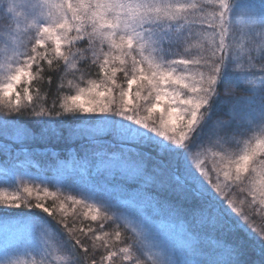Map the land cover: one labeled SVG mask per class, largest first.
I'll return each mask as SVG.
<instances>
[{
  "label": "snow or ice",
  "instance_id": "1",
  "mask_svg": "<svg viewBox=\"0 0 264 264\" xmlns=\"http://www.w3.org/2000/svg\"><path fill=\"white\" fill-rule=\"evenodd\" d=\"M3 12L15 23V32L6 29L0 33V109L10 114L30 109L27 114L41 118L40 137L56 135L57 118L64 116L97 117L88 123L94 125L91 129L103 130L91 135L88 153L59 178L61 182L63 176L79 181L80 188L79 197H64L61 211L64 204L82 206L92 212L90 217L83 213L85 220L99 219L95 227L87 224L74 229L66 216L59 218L74 241L67 264H115L117 257L125 264H178L176 253L161 248L151 237L146 214L160 209L177 217L182 212L148 191L153 186L181 202L196 203L191 218L200 230L185 233L189 246L201 243L203 231L231 232L229 210L264 241V228L251 226L243 208L245 201H239L238 206L232 188L235 183L241 193L247 192L249 205L256 204L258 192L264 205V171L259 173L258 188L241 175L249 171L250 161L264 167V160L259 159L264 157V139L254 137V145L249 142L238 159L223 148L230 142L229 131L233 132L231 139L251 131L237 118L241 102L253 114L251 123L264 136V0L259 10L252 0H7ZM93 72L95 80L89 78ZM118 72L123 74L126 88L117 83ZM56 78L60 83L53 95L50 89ZM221 84L229 96L237 88L243 95L230 101L232 118L209 128V138L219 137L220 161L225 165L220 169L214 162L213 180L203 166L201 153L191 151L190 145L211 119ZM29 86H34V95ZM46 90L51 100L48 106L41 102ZM115 92L118 98L113 96ZM132 98L145 103L130 109ZM146 133L157 138L155 154L124 146L127 141L144 142ZM112 136L119 138L117 150L98 143ZM176 149L188 153L199 175L185 168L178 157L169 158ZM251 172L257 169L253 167ZM205 180L223 197L220 204L213 203ZM122 181L137 185L132 192L135 195L127 192ZM21 184L26 195L4 199L6 207L31 205L56 218L41 197L37 196L35 203L30 201L34 190L43 191L45 198L56 197V193L30 188L22 179ZM121 196L144 203V211L131 207L120 211ZM225 202L227 209L222 206ZM122 229L131 231V244ZM74 231L81 236H75ZM89 238L93 240L91 247ZM214 246L223 248L228 257H239L237 243L216 240ZM134 250L139 254L134 256ZM11 264L25 262L14 260ZM233 264H240L239 259Z\"/></svg>",
  "mask_w": 264,
  "mask_h": 264
},
{
  "label": "rangeland",
  "instance_id": "2",
  "mask_svg": "<svg viewBox=\"0 0 264 264\" xmlns=\"http://www.w3.org/2000/svg\"><path fill=\"white\" fill-rule=\"evenodd\" d=\"M252 3L253 6H255L258 10L260 9L261 0H252ZM6 29H11L13 32H15V23L13 22V20L8 19L7 15L3 11H0V33L4 32ZM90 55L91 54L89 53V56ZM21 59H23V57H21ZM117 83L126 88V81L123 79L122 73L118 72ZM136 87H137L136 85L133 86L132 97H135ZM118 95H119L118 92H115L113 94V96L116 98H118ZM233 97L234 95L230 96L229 99H225L219 102L218 103L219 107L216 110L213 111L211 110L210 112L211 119L208 121V123L203 127L201 131L195 134L194 142L190 145L191 151L194 152L199 151L201 153L200 159L203 161V166L205 170H207L209 174L212 175L213 180L216 179V172L213 171L214 162L216 165H219L220 169L225 168V165L222 164L220 161V154L222 150H221V146L217 144V140L219 139V137L212 136L211 138H209V128L217 124L219 121L227 120L233 117L232 104L230 102ZM137 103L143 104L145 103V101L137 100L135 98L130 99V104H129L130 109L134 108L137 105ZM244 103L245 102H241V106H239L236 109L237 118L240 119L246 125V127L251 128V131H247L245 133V136L247 138L245 137L243 140L242 154L248 149L249 142H252L254 145L255 142L254 137H259L261 139H264V136H261V133L257 129V126L251 123V120L253 119V114L249 109L243 106ZM155 115L156 117H158L159 112H157ZM14 116H15L14 114L7 113L5 114L4 117L0 118V137L2 138V140H10L12 142H19V141L25 142L29 139L32 140L33 137L31 131L30 130L28 131V129L23 125H21L20 123H15L13 120ZM110 118L114 121L120 120V118L117 116H111ZM94 119H97V117L80 115L78 118H76V121L75 119L73 120L75 121L74 125H76L72 127L71 132L73 135L68 136L67 134H64L65 137H72L73 139H78V137H80V139H83L84 137H86L91 139V135L93 133L102 134L103 133L102 129H91L92 127H94V125L88 122ZM65 129L66 127L63 124H61L58 130L59 131L62 130L61 132L64 133ZM109 139L114 141L112 143H115V141H117V143L119 142V138L116 136L109 137ZM156 139L157 138L152 137L151 133H146L144 142H139L138 140L127 141L125 142L124 145L125 147L130 148V150L134 146L136 148H138L137 146H139L155 154L158 151V145L156 144ZM161 143L164 142L161 141ZM115 146L112 145V147ZM118 147H120V145ZM223 148L226 149L228 153L235 155L234 150H228L225 147V145H223ZM181 151L184 150L183 149L174 150L170 154L169 158L170 159H175L176 157H178L179 159L181 158L183 161L182 165L185 168L193 169L196 171V174L199 175L200 173L199 170L196 169L195 162L191 159V157L188 156V153H186L185 151H184L185 153H182ZM238 158L239 155H237V159ZM259 159L261 158L259 157ZM28 165L37 166L36 160H30V162H25L24 166L28 167ZM253 167L258 168V164H253L250 161L249 162L250 172L248 171L242 173L241 175L243 177H246L245 175L247 173L250 174L251 169ZM234 168L235 165H232L233 172H234ZM260 172H262V170H257V172L254 175L253 174L250 175L251 178L249 177L252 180V182L255 184L256 188L259 187V181L261 178L259 175ZM220 175H221V180L223 181V171L220 172ZM20 178L22 179V177ZM201 179L203 180V177H201ZM41 180H39V178L34 175L31 178L22 179V181H24L25 184H27V186L30 188H34V189L45 188L49 193L57 194L56 197H51V196L47 197V199L52 200L53 205L55 206L57 220H59V218L63 215L66 216L67 222L70 223L78 221L77 217H79L80 219H82V222L85 225L92 224L94 227L98 225L99 219L96 222L91 221L90 218L87 220L84 219L83 213L88 212V215L90 217L92 212L89 211L88 209L83 208L82 206H76L75 208H73L69 204H64V211H61L60 205L64 203V197L66 195H62L58 193L59 191L50 190L49 187H42V185L44 186V184H42L43 180L42 181ZM123 182L129 183L131 181H123ZM204 183L207 187H209V193L211 195L212 201L215 202L216 204H220L221 199H223V197H219L210 188L211 186L207 184L206 180L204 181ZM232 188L233 189L235 188V183L232 184ZM22 194L24 193L22 192ZM13 195H14L13 193L8 194L5 193L4 191H0V205L6 207L2 201L4 199H10ZM242 195L241 197L235 195L237 198L238 206H239V201L244 200L245 201V204L243 206L244 211L245 212L246 210L251 211L253 215H255L256 217L258 216L259 219L264 222V212L261 211V208H264V205L260 203L261 197L259 193L257 192V201L255 205H249L247 203V201L251 200V196L248 195L247 192H243ZM37 196L41 197L42 199L45 198L43 191L37 193V191L34 190L31 198L35 199ZM129 199L130 198L128 196H121L119 198L118 203H119L120 211H124L129 207L133 209H139L141 212L144 211L145 209L144 203H134L132 200ZM222 206L225 209H227L226 202ZM252 207L256 208L255 212L252 211ZM228 214L230 217L237 218V221L239 220L238 217H235V213H231L230 210L228 211ZM163 217H167V216H164L163 212L160 211L159 209L149 210L146 214V227L150 232L151 237L156 241V243L161 248L176 253V259L178 264H199L201 260L197 255V253H202V255L204 256L203 264H231L230 262L231 258L226 256L224 254L223 248L219 249V246H217L210 253H205V251H203V246H205V244L211 243L214 245V241L218 240V238L219 240H223L220 233L218 234L214 233L210 229L203 231L201 235V243L194 247L189 246L188 239L185 236H182L183 233L192 230H197V231L200 230L199 227L193 222L192 218L189 219L188 217L187 222L185 221V224L181 226L179 225L178 221H182V220H180L178 216L177 217L170 216L165 220V222H161ZM180 218L183 219V216L182 217L180 216ZM249 220L251 222V226H254L257 230L264 228V224L262 225L259 224L260 220L255 221L254 219L251 218H249ZM239 222H241L245 228H248L247 230L255 238L256 241L260 240V238L254 232H252L250 226L245 224L243 219H240ZM109 229L110 228H107L105 230L111 232L112 230ZM97 234H99V232ZM57 235L58 234L55 231H53L52 228L50 229L45 224L38 225L37 223H22V222L18 223L12 221V223H9L7 225H2L0 227V264H11V262L14 260L24 261L25 264H67L69 259L67 248L63 251L60 245L53 241L54 238L57 237ZM226 236L227 235H225L224 237ZM92 243L93 240L89 238L88 245L90 247ZM95 243L99 245V241H95ZM116 246L118 247V244ZM100 250L104 251L103 248L98 249V251ZM145 255L147 254L145 253ZM116 259H120V258L117 257ZM234 259L235 257H233V260Z\"/></svg>",
  "mask_w": 264,
  "mask_h": 264
},
{
  "label": "trees",
  "instance_id": "3",
  "mask_svg": "<svg viewBox=\"0 0 264 264\" xmlns=\"http://www.w3.org/2000/svg\"><path fill=\"white\" fill-rule=\"evenodd\" d=\"M89 63H91L90 60ZM59 75L62 76L63 73H59ZM89 78L95 80L96 74L93 72ZM59 83H60L59 79L56 78L54 82V86L51 87L50 89L53 95L55 94L56 88L59 87ZM23 86L24 85H20L19 87L22 88ZM29 87H30V91H32L34 95V91H35L34 86H29ZM218 91L220 95L216 98L217 102L211 109L212 111L216 110L219 107L218 106L219 102L230 98V96L226 94L223 84L218 86ZM47 92L48 90L45 91V94L41 101L45 103V106L51 104V100L49 99ZM65 94H67L66 91L64 93H61V97H63V95ZM232 95L241 96L243 95V93L239 88H237L236 91L232 93ZM35 106L38 108L39 103H37ZM29 111L30 109L25 110L24 114H17V113H11V114L15 115L13 117L15 123H20L21 125L26 127L28 131L29 130L31 131L33 137L32 140L29 139L25 142H21V141L12 142L10 140H2V138L0 137V191H4L5 193L8 194L13 193L14 195L22 194L23 188L20 177H22V179L23 178L27 179V178H31L34 175L37 176L39 180L41 179L43 180L42 184H44V186L42 185V187H49L50 190L59 191L58 193L62 195H73L79 197L80 188L77 186L79 182L77 181L74 182L72 179H69L67 176H63L62 182L59 180L62 174L66 172L68 169H70L73 166L74 162L84 157L88 153L91 147L89 138L84 137L83 139H80V137L77 136L78 139H73L72 137H65L64 135V134H67L68 136L73 135L71 132L72 127L76 126L74 124L76 118H78L79 116H64L57 118L58 125H57L56 135H48L46 137H40L39 130L43 128V124L40 122L41 118L27 114ZM7 113L8 112L0 109V118L4 117L5 114ZM74 119L75 121H73ZM61 124H63L66 127L64 133L61 132L62 130L60 131L58 130ZM232 135H233L232 131H229L227 133L230 142L224 145L228 150H234V154L237 158V155L242 154L243 140L246 136L245 134H243L236 136L235 139H231ZM112 142L114 141L110 140L109 138H104L98 141V143L106 146L107 148H110L112 150H117L119 148L118 146L120 145V142L118 143L117 141H115V143ZM112 145L114 146L117 145V146L112 147ZM137 147L138 148L134 146L132 147L131 150L154 154L149 152L148 150H145L142 147L139 146ZM181 152L185 153L184 151ZM260 158L261 160H264V157H260ZM30 160H36L37 166L36 165L35 166L28 165V167L24 166L25 162H30ZM180 161L183 164L181 158ZM256 169L264 171V167H262L260 164H258V168L256 167ZM251 174L254 175L255 173L252 172L250 174L247 173L245 176L251 178L250 176ZM23 183L25 184L24 181ZM122 183L124 182L122 181ZM245 183L247 184L248 181L246 180ZM124 184L127 187V192L131 195H135V193L132 192L135 190L137 185L134 184L133 182H129V183L127 182ZM111 190L112 189H109L108 191ZM233 190H234V195L241 197L242 193L238 189L234 188ZM97 191H100V189L97 188ZM148 191H150L153 195L157 196L161 201H167L170 204L180 209V211L182 212L180 216L181 217L183 216V219H181L180 216H178L179 219L182 220L178 222L179 225L181 226L185 224V221L187 222L188 217L189 219L191 218V212L197 206L195 202L191 204L181 202L179 198L176 197L175 195L170 194L166 191L158 190L155 187H151ZM39 192L40 191H37V193ZM30 201L31 203H35V199L33 198H30ZM42 202L44 203L45 206H50V210H52L55 213L54 215L56 217L57 216L56 209L55 206L53 205L52 200L43 198ZM160 211L163 212L164 216H167V217H163V219L161 220V222H165V220L171 215H169L166 210H160ZM246 212L248 213L249 218L254 219L255 221L260 220L259 217L253 215L251 211L246 210ZM77 219L78 221L73 222L74 224L72 222L71 223L68 222V224L72 226L74 229L83 227L85 225L83 224L82 219H80L79 217H77ZM231 219L233 224V230L228 233H220L223 240L239 244V257L233 256L235 257L234 260L233 257H230L231 264H233V261H235L236 259H239L240 264H264V241L261 240L256 241L255 238L247 230L248 228H245L242 225V223L239 222L240 219L238 221L237 218L231 217ZM12 221L18 223L21 222L37 223L38 225L45 224L50 229L52 228V230L58 234L53 241L55 243H58L63 251L66 248L68 251V249H70L72 247V244L74 243V241L69 239L68 231L64 228L63 224L58 222L57 218H53V216H49L41 209L32 207L31 205L28 206L22 205L21 208H11V209L0 205V227L2 225H7L9 223H12ZM260 221H259L260 225L264 224L262 220ZM109 230H112V228H110ZM122 231L125 232L126 239L128 243L131 244L133 242L131 231L128 229H122ZM185 233L186 232H184L182 236L186 237ZM74 235L81 236V233L79 231H74ZM225 235L227 236L224 237ZM120 246L121 245L118 244V247ZM216 247L217 246L208 243L205 244V246H203V251H205V253H210ZM219 249H221V247H219ZM79 252L81 255H83L82 248L79 249ZM99 252L103 253L104 251L100 250ZM138 254L139 253H137L134 250L133 255L135 256ZM197 255L201 260L199 264H203L204 256L202 255V253H197ZM105 264H107V262H105ZM115 264H125V262H123L121 259H115Z\"/></svg>",
  "mask_w": 264,
  "mask_h": 264
},
{
  "label": "clouds",
  "instance_id": "4",
  "mask_svg": "<svg viewBox=\"0 0 264 264\" xmlns=\"http://www.w3.org/2000/svg\"><path fill=\"white\" fill-rule=\"evenodd\" d=\"M7 0H0V11H4L6 8Z\"/></svg>",
  "mask_w": 264,
  "mask_h": 264
}]
</instances>
